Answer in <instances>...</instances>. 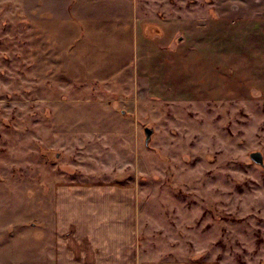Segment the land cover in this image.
I'll return each mask as SVG.
<instances>
[{
  "label": "rangeland",
  "instance_id": "obj_1",
  "mask_svg": "<svg viewBox=\"0 0 264 264\" xmlns=\"http://www.w3.org/2000/svg\"><path fill=\"white\" fill-rule=\"evenodd\" d=\"M255 152L264 0H0V264H264Z\"/></svg>",
  "mask_w": 264,
  "mask_h": 264
},
{
  "label": "crops",
  "instance_id": "obj_2",
  "mask_svg": "<svg viewBox=\"0 0 264 264\" xmlns=\"http://www.w3.org/2000/svg\"><path fill=\"white\" fill-rule=\"evenodd\" d=\"M86 217H84L83 219H88L90 216L86 215ZM85 222V220H84ZM91 222V221H89ZM98 234L97 232L94 231V235ZM105 236H110V239L112 237L111 232L105 235ZM105 236L102 237V235L98 236L95 235L93 242H88V244L86 245V247H84V254L86 259H84V262H86L85 264H123L121 262H123V259H114L113 258V254L115 253V251H117L118 248H124L125 246V252H124V256H126L125 258V264H133V259H132V254H129L131 252V247L127 248V244L126 243H121V242H116L113 243L112 241H106V239H103ZM98 238V239H96ZM109 239V238H108ZM129 249V253L127 252ZM115 250V251H113ZM93 251V253H92ZM110 257L111 259L110 261L108 260H103V257ZM128 256H131L130 258ZM106 261V262H103Z\"/></svg>",
  "mask_w": 264,
  "mask_h": 264
},
{
  "label": "water",
  "instance_id": "obj_3",
  "mask_svg": "<svg viewBox=\"0 0 264 264\" xmlns=\"http://www.w3.org/2000/svg\"><path fill=\"white\" fill-rule=\"evenodd\" d=\"M145 133V145L147 146L149 142L151 141V137L153 135V130L150 128H145L144 129ZM251 159L258 165L264 166V159L263 155L260 152H255L250 155Z\"/></svg>",
  "mask_w": 264,
  "mask_h": 264
}]
</instances>
